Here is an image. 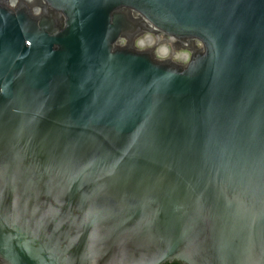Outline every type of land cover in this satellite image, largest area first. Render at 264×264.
Listing matches in <instances>:
<instances>
[{
	"label": "water",
	"instance_id": "obj_1",
	"mask_svg": "<svg viewBox=\"0 0 264 264\" xmlns=\"http://www.w3.org/2000/svg\"><path fill=\"white\" fill-rule=\"evenodd\" d=\"M173 261L264 264V0H0V264Z\"/></svg>",
	"mask_w": 264,
	"mask_h": 264
},
{
	"label": "flooded vegetation",
	"instance_id": "obj_2",
	"mask_svg": "<svg viewBox=\"0 0 264 264\" xmlns=\"http://www.w3.org/2000/svg\"><path fill=\"white\" fill-rule=\"evenodd\" d=\"M159 34H161V35H159ZM159 34H157V35L160 36L159 37L160 40H163V41L165 40L166 43L168 44L167 48L169 49V53H168V55L166 57H164L165 54H163V52H159V54H158L157 51H156V48H154V50L153 49L152 50H153L155 56L157 58L163 59V60L171 58V59H174L175 61H178V62H181V63H186L187 62L186 57L179 59L178 57H175V56L172 55V53H180V52L183 53V55H185L186 51H188V50H186L185 47L179 46V44H180L179 40L176 39L175 37H172V36H170L168 34H165V33H162V32L159 33ZM136 46L139 47V48H142V49L147 48L146 45H141L140 42H136ZM164 46L165 45H162V47H164ZM170 47L174 48V50H171L172 48L170 49ZM176 49H181V50L180 51H176Z\"/></svg>",
	"mask_w": 264,
	"mask_h": 264
},
{
	"label": "trees",
	"instance_id": "obj_3",
	"mask_svg": "<svg viewBox=\"0 0 264 264\" xmlns=\"http://www.w3.org/2000/svg\"><path fill=\"white\" fill-rule=\"evenodd\" d=\"M165 264H184V263H181L179 261H173V262H167Z\"/></svg>",
	"mask_w": 264,
	"mask_h": 264
}]
</instances>
